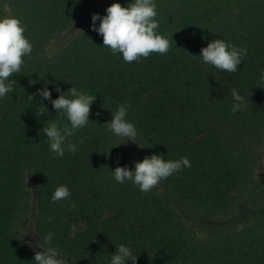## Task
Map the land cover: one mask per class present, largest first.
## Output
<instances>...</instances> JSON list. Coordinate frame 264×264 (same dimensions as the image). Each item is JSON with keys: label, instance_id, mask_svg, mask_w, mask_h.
Segmentation results:
<instances>
[{"label": "trees", "instance_id": "trees-1", "mask_svg": "<svg viewBox=\"0 0 264 264\" xmlns=\"http://www.w3.org/2000/svg\"><path fill=\"white\" fill-rule=\"evenodd\" d=\"M130 2L0 0L33 45L21 73L10 78L14 92L0 98V264H35L39 251L24 234V174L37 190L40 241L52 232L51 246L65 264H110L119 244L137 255L136 264H264V0H154L157 31L172 46L126 63L103 46L91 17ZM213 39L247 49L237 72L203 63L201 48ZM45 82L52 99L57 86L96 97L87 126L70 137L78 150L59 158L41 129L47 119L61 127L69 121L39 95ZM232 89L248 105L235 114ZM43 104L48 112L38 117ZM119 105L137 129L130 141L140 161L187 157L190 167L147 193L116 182L113 170L127 158L104 123ZM61 184L71 195L53 203ZM76 221L84 227L73 230Z\"/></svg>", "mask_w": 264, "mask_h": 264}, {"label": "clouds", "instance_id": "clouds-1", "mask_svg": "<svg viewBox=\"0 0 264 264\" xmlns=\"http://www.w3.org/2000/svg\"><path fill=\"white\" fill-rule=\"evenodd\" d=\"M156 7L154 0H131L126 6L112 3L107 7L106 15L92 14V29L103 37V46L109 48L113 54H122L126 63L139 61L141 57L148 58L153 53L166 54L172 43L168 37L157 31L159 22L155 19ZM97 20L100 21L98 27L95 24ZM24 33L25 27L17 16L12 14L0 16V98L14 92L13 83L15 81L10 82V78L14 74L21 73L23 58L32 53L33 45ZM199 56L206 65L228 73H235L247 56V49L238 48L224 39H213L206 47L201 48ZM259 83H264V70H261ZM46 85L47 82L44 88L37 90L39 95L49 100L53 109L58 114H64L69 121V124L61 127L57 121L47 119L41 129L46 134L50 151L55 154L54 158H59L64 156L66 150L71 153L78 150L70 137L78 129L87 126L90 120V106L96 97L78 90L75 86L66 92L57 86L56 91L60 95L52 99L51 92ZM28 98L33 100L34 96L29 94ZM232 98L231 113L242 112L247 108V101L236 89H232ZM45 108L47 109L45 105L38 107L35 114L38 117L46 116ZM111 113V120L104 123L106 129L124 139L125 142L127 140L136 142L137 129L132 122L126 119V107L119 105ZM183 167H190L187 157L165 160L162 155L153 154L145 156L142 161L135 162L134 169L117 166L113 174L116 182L122 184L126 180L131 181L139 187L141 192L147 193ZM70 195L71 192L67 185L61 184L55 188L51 201L55 203L66 200ZM52 236V232L47 233L43 237V243L36 245L41 250L35 252V264H65V261L60 258L59 250L51 246ZM129 260L136 264L137 255H134L131 248L124 244L116 245V251L110 257V264H126Z\"/></svg>", "mask_w": 264, "mask_h": 264}, {"label": "rangeland", "instance_id": "rangeland-1", "mask_svg": "<svg viewBox=\"0 0 264 264\" xmlns=\"http://www.w3.org/2000/svg\"><path fill=\"white\" fill-rule=\"evenodd\" d=\"M9 8L8 5L3 4L2 7L0 8V16L6 15V14H10L9 13ZM89 24V20H85L84 22H81L79 24V26L77 27L78 29H84L85 27H87ZM121 138V137H120ZM121 140V152L125 153V156L127 158V161L125 162L123 167H129V168H134L135 167V162L140 161L139 156L137 154L136 148H134V146L132 145L130 140H127L125 142L124 139H120ZM261 172V171H260ZM264 175V173H263ZM23 181L25 183V187L29 190L30 193V207H29V214H28V219L26 221V224L24 226V234L25 237L27 239V242L30 244L31 247H34L37 250H41L38 246H36L38 243H41L40 241V237H39V233H38V227L35 223V213H34V203L37 197V190L34 187L33 184L30 183L29 180V176L28 174H24L23 176ZM240 200L236 199V203L239 205ZM236 204V206H237ZM237 210H240V208H238ZM182 216H185V214L183 212H181ZM84 223L82 221H76L72 223V229H80L82 227H84ZM197 235L199 236H203L202 231H197L196 230Z\"/></svg>", "mask_w": 264, "mask_h": 264}]
</instances>
